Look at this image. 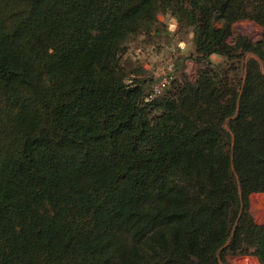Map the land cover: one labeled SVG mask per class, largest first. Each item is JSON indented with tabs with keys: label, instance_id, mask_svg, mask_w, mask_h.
Returning <instances> with one entry per match:
<instances>
[{
	"label": "trees",
	"instance_id": "16d2710c",
	"mask_svg": "<svg viewBox=\"0 0 264 264\" xmlns=\"http://www.w3.org/2000/svg\"><path fill=\"white\" fill-rule=\"evenodd\" d=\"M160 12L200 67L154 93L128 44ZM244 19L264 27V0H0V264L264 263V43L234 36Z\"/></svg>",
	"mask_w": 264,
	"mask_h": 264
},
{
	"label": "rangeland",
	"instance_id": "374dc122",
	"mask_svg": "<svg viewBox=\"0 0 264 264\" xmlns=\"http://www.w3.org/2000/svg\"><path fill=\"white\" fill-rule=\"evenodd\" d=\"M159 17L167 25L176 22L173 17L164 15L162 12L159 13ZM168 27L163 29L158 36L152 38L134 37L128 44L129 52L132 54L130 56H135L136 59L140 60L151 73L152 78L156 77L157 73L165 71L167 65L173 62L175 67L174 79L181 80L183 74H186L188 78L194 81L197 78L200 63L195 60V56H192L195 47L191 40V29H180L177 25V30L171 31ZM233 33L234 36L243 35L253 42L261 41L264 43V27L249 19L235 22ZM251 56L257 58L253 54ZM133 59L135 58L133 57ZM211 59L215 63L224 60L222 56L217 54L212 55ZM249 201L250 214L256 222L264 223V192L252 193ZM229 260L232 264H264L250 256H229Z\"/></svg>",
	"mask_w": 264,
	"mask_h": 264
},
{
	"label": "built area",
	"instance_id": "2783aa9c",
	"mask_svg": "<svg viewBox=\"0 0 264 264\" xmlns=\"http://www.w3.org/2000/svg\"><path fill=\"white\" fill-rule=\"evenodd\" d=\"M177 25H178L177 22L170 23L169 29L171 31H176ZM174 73H175L174 63L171 62L167 65L165 71H162L156 74L152 91L154 93H159L167 89L171 85L172 81L174 80Z\"/></svg>",
	"mask_w": 264,
	"mask_h": 264
},
{
	"label": "crops",
	"instance_id": "0c3cea01",
	"mask_svg": "<svg viewBox=\"0 0 264 264\" xmlns=\"http://www.w3.org/2000/svg\"><path fill=\"white\" fill-rule=\"evenodd\" d=\"M250 257H253V256H250ZM253 258H255V257H253ZM256 260H258L257 258H255ZM259 261V260H258Z\"/></svg>",
	"mask_w": 264,
	"mask_h": 264
},
{
	"label": "water",
	"instance_id": "95a60500",
	"mask_svg": "<svg viewBox=\"0 0 264 264\" xmlns=\"http://www.w3.org/2000/svg\"><path fill=\"white\" fill-rule=\"evenodd\" d=\"M258 59V58H257ZM259 60V59H258Z\"/></svg>",
	"mask_w": 264,
	"mask_h": 264
}]
</instances>
